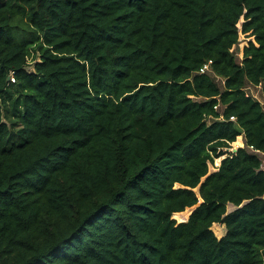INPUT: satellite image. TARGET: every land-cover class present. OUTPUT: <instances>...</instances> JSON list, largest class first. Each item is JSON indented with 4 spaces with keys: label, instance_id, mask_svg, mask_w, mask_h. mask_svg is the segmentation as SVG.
Returning a JSON list of instances; mask_svg holds the SVG:
<instances>
[{
    "label": "trees",
    "instance_id": "1",
    "mask_svg": "<svg viewBox=\"0 0 264 264\" xmlns=\"http://www.w3.org/2000/svg\"><path fill=\"white\" fill-rule=\"evenodd\" d=\"M248 86L264 0H0V264H264Z\"/></svg>",
    "mask_w": 264,
    "mask_h": 264
},
{
    "label": "rangeland",
    "instance_id": "2",
    "mask_svg": "<svg viewBox=\"0 0 264 264\" xmlns=\"http://www.w3.org/2000/svg\"><path fill=\"white\" fill-rule=\"evenodd\" d=\"M242 21L243 20H240V22L238 24V28L239 29L241 28ZM248 40L253 41L252 38H248V37H246V35L241 34V33L239 34V40H238L239 42H238V45L234 48V52L237 51L236 52V56H237V60L238 61H240V59L242 58V50H243V47L247 45V41ZM28 69H31V67L28 68ZM218 81H220V85H221V80H218ZM245 91H246V93L248 95L254 97L263 106V108H264V99H263V96L261 95V92L259 90V87H256L255 88V87H251V86L249 87L248 86V87H246ZM236 142H239V143L236 144ZM230 146H231L230 149H226L225 150V155L223 157L217 158V159L214 160V162L212 164H209V166H208V175L211 174V173H214L215 171H217V169L220 166L221 160L223 158H225L229 152H234L238 148L244 146L243 138L241 136L238 137L236 139V141L234 143H232ZM194 191L197 193L198 192V189H195ZM194 207L188 208L190 211H189V213L187 215L182 214V212L181 213L174 214L173 215V219L176 221V223L186 222L189 219L191 212L194 211V209H195ZM232 210H234V207L232 205H228L227 211L230 212ZM184 211H186V209ZM211 229H212L213 233L215 234V236L217 238H221L225 234V227L223 225H221V224H214Z\"/></svg>",
    "mask_w": 264,
    "mask_h": 264
},
{
    "label": "built area",
    "instance_id": "3",
    "mask_svg": "<svg viewBox=\"0 0 264 264\" xmlns=\"http://www.w3.org/2000/svg\"><path fill=\"white\" fill-rule=\"evenodd\" d=\"M206 71H208V66L207 65H205L201 70H200V73H204V72H206ZM263 170H264V165H263V168H262Z\"/></svg>",
    "mask_w": 264,
    "mask_h": 264
},
{
    "label": "water",
    "instance_id": "4",
    "mask_svg": "<svg viewBox=\"0 0 264 264\" xmlns=\"http://www.w3.org/2000/svg\"><path fill=\"white\" fill-rule=\"evenodd\" d=\"M201 203V201L198 203V205ZM198 205L197 206H195L194 208L196 209L197 207H198ZM194 209V210H195ZM193 213V211L191 212V214ZM191 214H190V216H191Z\"/></svg>",
    "mask_w": 264,
    "mask_h": 264
}]
</instances>
